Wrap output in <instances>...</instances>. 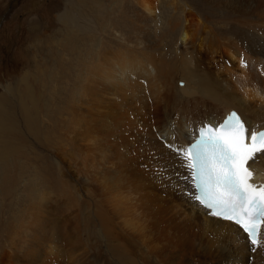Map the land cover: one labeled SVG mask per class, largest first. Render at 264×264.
<instances>
[{
    "label": "bare ground",
    "instance_id": "6f19581e",
    "mask_svg": "<svg viewBox=\"0 0 264 264\" xmlns=\"http://www.w3.org/2000/svg\"><path fill=\"white\" fill-rule=\"evenodd\" d=\"M203 1L218 14L219 22L228 16V23H218L225 40L223 44L217 40L216 49L202 36L195 42L193 36L206 27L186 7V2H180L185 10L179 13L175 26L179 30L176 40L183 51L182 89L176 87L178 73L174 68L169 69L166 61L154 55L157 52L152 53L159 47V39L163 43L166 36L164 33L157 40L155 32L159 0H126L125 7L119 2L127 24L138 23L136 29L132 28L133 33L125 36L118 25L117 29L114 27L116 38L92 39L90 48L86 43L81 46L71 98L74 112L90 108L89 113L85 111L92 125L93 198L103 241H94L89 253L84 249L76 251V264H85L89 258L90 264H264V226L262 246L253 252L237 226L210 217L193 204L188 196L192 191L188 172L168 147L186 146L192 126L205 122L215 125L231 110L242 117L250 130L264 129V0ZM83 113H76L81 119L76 115L77 121L87 117ZM3 114L0 107V123ZM173 124L175 128L171 127ZM250 167L255 173L252 182L264 183V155ZM51 190L42 194L41 202L30 205L36 210L35 223L42 226L30 242V253L23 251L25 242L18 235H8L9 247L0 255V264H17L16 251L22 252L19 254L26 263L44 264L41 258H32L35 245L45 237L55 204ZM26 213L25 209L24 216ZM22 219L19 228L23 230L27 217ZM118 223L122 233L114 232ZM64 261L62 264H72L70 256L68 262ZM45 264L51 262L45 260Z\"/></svg>",
    "mask_w": 264,
    "mask_h": 264
},
{
    "label": "rangeland",
    "instance_id": "374dc122",
    "mask_svg": "<svg viewBox=\"0 0 264 264\" xmlns=\"http://www.w3.org/2000/svg\"><path fill=\"white\" fill-rule=\"evenodd\" d=\"M125 1L0 0V107L4 110L0 123V255L8 250L9 237L15 234L25 242L23 251L30 253V242L42 229L41 225L35 223L36 210L30 205L41 202L42 194L51 189L50 196L56 199L55 208H51L45 237L39 245H35L32 259L41 258L44 264L45 260L51 264H58V261L62 264L65 259L68 262L70 256L69 263L76 264L78 251L84 249L89 253L94 241H103L97 225V207L93 198L92 125L88 123L86 114L88 110L90 112V108L85 107L79 111L83 113L87 110L83 113L87 117L84 116L85 121L83 118L82 121H77L80 119L79 112H74L76 109L71 96L75 92L76 58L81 46L88 44L90 48L92 39L104 41L116 38L115 29L118 25H121L120 29L125 36L133 33L132 28L136 29L138 26V23L133 25L134 22L133 26L127 24L128 18L122 10ZM181 1L188 4L186 7L200 17L207 29H200L193 36L194 41L203 37L204 42L210 43L213 49L218 47L219 42L224 43L225 39L220 35L218 26L224 25L228 17L223 16L219 22L218 14L203 0H159L155 32L157 40L164 33L166 36L163 43L159 39V47L152 50V53L157 52L154 55L166 61L169 69L174 68L175 74L178 73V89L185 87V82L180 81L181 72L184 73L180 60L183 51L177 41L179 30L175 26L185 10ZM115 2H118L116 7ZM107 22L108 25L105 24ZM220 54L224 57L223 51ZM67 60L71 62L68 63ZM177 97H180L179 94ZM76 115L79 117L77 120ZM25 209L27 213L24 216ZM64 211L69 214L66 212V215ZM25 217L26 227L22 230L19 223ZM121 227V223L115 224L114 232L122 233ZM16 252L17 264H30L23 260L19 254L21 251ZM89 259L85 260V264H90Z\"/></svg>",
    "mask_w": 264,
    "mask_h": 264
},
{
    "label": "snow or ice",
    "instance_id": "6c2138e0",
    "mask_svg": "<svg viewBox=\"0 0 264 264\" xmlns=\"http://www.w3.org/2000/svg\"><path fill=\"white\" fill-rule=\"evenodd\" d=\"M190 136L186 146L168 145L188 172L189 199L208 216L238 226L256 252L262 246L264 183L252 182L250 164L264 155V130H250L233 110L215 125L192 126Z\"/></svg>",
    "mask_w": 264,
    "mask_h": 264
}]
</instances>
